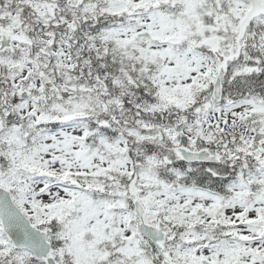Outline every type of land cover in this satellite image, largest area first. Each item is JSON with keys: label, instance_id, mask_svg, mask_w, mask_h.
Instances as JSON below:
<instances>
[{"label": "snow or ice", "instance_id": "obj_1", "mask_svg": "<svg viewBox=\"0 0 264 264\" xmlns=\"http://www.w3.org/2000/svg\"><path fill=\"white\" fill-rule=\"evenodd\" d=\"M0 264H264V0H0Z\"/></svg>", "mask_w": 264, "mask_h": 264}]
</instances>
